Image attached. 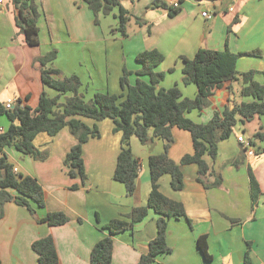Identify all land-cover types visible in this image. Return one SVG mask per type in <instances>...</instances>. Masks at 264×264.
Masks as SVG:
<instances>
[{
	"label": "crops",
	"instance_id": "0c3cea01",
	"mask_svg": "<svg viewBox=\"0 0 264 264\" xmlns=\"http://www.w3.org/2000/svg\"><path fill=\"white\" fill-rule=\"evenodd\" d=\"M120 1L133 16L129 24L135 21L140 32L136 37L129 35L121 40L124 45L125 40L137 38L128 61L120 60V70L113 83L110 84V79L104 81L106 93H123L120 80L124 69L131 72L129 83L134 85L139 78L137 72L142 68L136 56L153 49L165 57L156 69L166 74L160 87L169 89L177 86L184 98H196L198 88L195 84L183 83L182 58L193 59L200 49L229 50L234 54L259 52V55L241 56L237 61V71L239 74L255 71V79L264 83V0H179L181 11L174 17H170L167 10L151 8L153 0ZM162 1L169 5L168 0ZM37 2L40 12L38 46H29L25 36L20 33L16 25L17 11L12 1L4 0V4L0 5V102L4 105L9 101L15 104L21 99L23 105L35 109L43 92L52 98L58 95V92L43 84L42 66L37 62L39 57L55 49L57 34L61 32L65 43L71 46L85 42L86 47L98 42V36L91 34L94 14L82 0ZM232 5L235 11L230 13ZM203 12H207L211 19L204 18ZM117 14L118 10H115L112 15L118 26ZM42 24L48 30L49 43L42 41ZM60 42L61 38L58 40ZM73 50L68 49L63 55L69 66L75 62ZM60 58L61 54L49 67L63 71L61 66L56 65ZM109 67L107 65L105 68ZM142 79L149 82L148 77ZM234 91L233 84L226 83L208 99V105L203 110H194L187 117L197 124H206L225 107L254 100L243 96V99L237 100ZM97 93L101 92L95 89L94 95ZM61 101H64V97ZM80 119L89 126L97 124L100 130V138L91 139L83 146L88 177L85 183L79 177L69 176L64 165L67 154L77 144L68 128L55 137L46 133L37 136L34 144L40 153L47 155L45 160H36L13 147L5 149L17 173L35 178L42 186L46 206L40 208L33 202V215L15 202L5 204L4 217L0 220L2 264H39L32 244L49 236L55 241L59 264H90L93 247L108 235L107 231L101 230V225L113 219H125L134 208L147 205L151 192L149 160L153 155L163 154L167 142L157 137L148 145H143L138 138L131 139L132 152L141 164L137 190L133 196H128L125 186L114 180L122 133L113 132L114 123L109 119L101 122ZM240 119L238 116L239 122L231 137L219 142L217 158L204 157L210 167L204 178L205 183L214 185L221 180L219 185L206 188L199 182L196 164L182 166L184 188L181 191L173 190L169 174L159 180L160 191L183 204L187 217L173 218L168 222L167 244L172 252L159 256L156 264H245L247 252L253 264H264V139H254V145L249 139L246 141L247 131L254 135L258 132L264 134V116H256L245 123ZM9 125L0 124V128L6 131ZM103 126L112 133H102ZM172 135L173 142L168 154L179 164L183 157L194 154L193 139L189 132L177 127L172 128ZM241 136L246 143L238 141ZM250 171L260 191L255 201ZM11 193L16 195L15 191ZM50 212L65 213L69 222L57 227L38 222ZM97 215L101 224L97 222ZM158 219L159 215L150 210L147 218L135 225L134 232L116 235L113 264H138L157 235ZM200 237L207 238L211 259L207 260L200 251Z\"/></svg>",
	"mask_w": 264,
	"mask_h": 264
},
{
	"label": "trees",
	"instance_id": "16d2710c",
	"mask_svg": "<svg viewBox=\"0 0 264 264\" xmlns=\"http://www.w3.org/2000/svg\"><path fill=\"white\" fill-rule=\"evenodd\" d=\"M11 1L17 11L16 25L25 36L26 43L29 46H38L40 44L38 0ZM82 1L93 12L95 24H98L100 15L109 16L118 10L116 15L118 26L112 31L128 37V25L133 16L120 0ZM151 8L167 10L170 17L181 11V6L177 9L172 8L162 0H153ZM251 54L259 55V52ZM251 54L200 49L193 59L182 58L183 83L195 84L198 88L196 98L190 99L184 98L177 86L169 89L160 87L166 74L157 72L156 69L163 63L165 57L155 49L144 51L136 56L142 68L137 72L139 78L134 85L129 83L131 72L124 69L120 80L123 93H97L89 103L80 94L82 81L78 76L62 77L60 70L49 67L58 56L56 49L39 57L37 62L42 66L43 84L58 92V95L52 98L43 92L35 109L23 105L21 99H18L11 109H7L6 105L0 102V116H6L10 121L7 130L0 134V220L4 217V206L8 202H15L27 208L33 215L35 212L31 205L33 202L40 208L46 206L42 186L35 178L15 172V166L5 152L6 148L13 147L36 160H45L47 155L40 153L35 147L34 141L37 136L46 133L50 137H55L64 128H68L77 144L67 154L64 165L69 171V176L79 177L85 183L88 177L83 159V146L91 139L100 138V130L97 124L89 126L80 118L95 122L109 119L114 123L113 131L122 133L121 152L117 159L114 180L125 186L128 196H133L137 190L141 164L132 152L131 139L136 137L143 145H148L158 137L167 144L163 154L153 155L149 160L151 192L147 205L134 208L125 219H113L101 225V230L107 231L108 235L93 247L90 264H113L114 237L126 231L134 232L135 225L145 220L150 210L159 215L157 235L149 243L147 253L141 257L138 264H156L159 256L172 252L167 244L168 222L173 218L187 217L183 204L168 198L160 191L161 177L169 174L173 190L181 191L184 188L182 166L196 164L199 169V182L206 188L219 185L221 180L214 185L205 183L204 178L210 167L204 157L209 156L212 160L217 158L218 144L231 137L234 127L239 122L238 116L243 123L252 121L256 116H264V83L255 79V71L242 74L237 71L238 59ZM142 77H148L149 82L144 81ZM238 81L242 83L241 96L252 97L254 99L252 102L225 107L221 113L216 112L212 120L206 124H197L187 117L194 110H203L216 90L226 83L234 85ZM174 127L189 132L194 145V154L186 155L179 164L168 154L169 146L173 142ZM254 138L255 141L263 140L264 134L258 132ZM250 143L255 144L254 140H250ZM250 175L255 201L260 191L251 171ZM11 191H15L16 195ZM38 222L57 227L67 224L69 218L63 212H50ZM97 222L101 224L99 215ZM198 246L203 256L207 260L211 259L206 237L198 239ZM32 249L38 254L39 264H59L53 237L35 241ZM245 264H253L249 252L245 255Z\"/></svg>",
	"mask_w": 264,
	"mask_h": 264
},
{
	"label": "rangeland",
	"instance_id": "374dc122",
	"mask_svg": "<svg viewBox=\"0 0 264 264\" xmlns=\"http://www.w3.org/2000/svg\"><path fill=\"white\" fill-rule=\"evenodd\" d=\"M133 20V19H131ZM117 26V20L114 16L102 17L101 15L98 18V24H95V16L93 22L91 24V34L94 36H98V42L96 44L91 43V45L85 47V42H81L76 45H67L64 41V38L61 34L56 35L55 37V49L58 51V56L61 54V58L56 61V65L61 66L64 70L62 72V77H70L73 75L83 76V84L84 86L80 89V94L84 96V100L89 103L91 98L94 95V90H100L102 94L106 93V90L103 89V83L105 80L110 79V84L113 83L117 73L120 70V60L124 59L128 61L129 54L132 51L133 45L136 43L137 38L133 40H128L122 44L123 37L120 33H113V29ZM42 29V41L44 43L50 42V36L48 30L44 24L41 25ZM140 27L135 24V21H132L129 24L128 28V36L130 35L132 38L138 36V32ZM148 32L146 33V35ZM61 42L58 43V40ZM105 38V39H104ZM111 40V41H104ZM87 43V42H86ZM73 53L75 54V62L71 66L67 64V59L64 58L63 55L66 54L67 50L73 49ZM53 50V49H52ZM48 53V52H47ZM94 62V63H92ZM110 65L109 68H105L107 65ZM55 65V66H56ZM101 67V69H99ZM72 70V71H69ZM101 70V71H100ZM63 73L70 74L69 76H65ZM78 76V77H79ZM123 74L121 75V77ZM79 77V78H80ZM130 78V77H129ZM234 97L237 100L243 99L241 96V83H234ZM55 94H57L55 92ZM63 102V101H62ZM0 124H4V126L9 125V121L6 117H0ZM104 127V126H103ZM106 127L103 128L102 133H112L107 130ZM114 132V131H113ZM119 133V132H114ZM246 141L254 140V134L251 131L246 132Z\"/></svg>",
	"mask_w": 264,
	"mask_h": 264
},
{
	"label": "built area",
	"instance_id": "2783aa9c",
	"mask_svg": "<svg viewBox=\"0 0 264 264\" xmlns=\"http://www.w3.org/2000/svg\"><path fill=\"white\" fill-rule=\"evenodd\" d=\"M235 1H242V0H235ZM168 3H169V5H170L172 8H176V9L179 8V7L181 6V3H180L179 0H168ZM2 4H4V0H0V5H2ZM234 11H235V6H234V5L230 6V8H229V12H230V13H233ZM202 16H203L204 18L211 19V16H210L207 12H203V13H202ZM13 105H14V102H13V101H9V102L6 104V108H7V109H11V108L13 107ZM3 132H5V130H4L3 128H0V134L3 133ZM238 141H239L240 143H246V141H245V139H244L243 136L239 137V138H238ZM15 172H17L16 169H15Z\"/></svg>",
	"mask_w": 264,
	"mask_h": 264
}]
</instances>
